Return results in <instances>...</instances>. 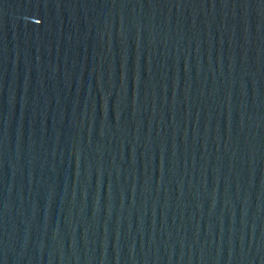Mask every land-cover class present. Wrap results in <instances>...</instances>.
<instances>
[{
    "label": "water",
    "instance_id": "water-1",
    "mask_svg": "<svg viewBox=\"0 0 264 264\" xmlns=\"http://www.w3.org/2000/svg\"><path fill=\"white\" fill-rule=\"evenodd\" d=\"M0 264H264V0H0Z\"/></svg>",
    "mask_w": 264,
    "mask_h": 264
}]
</instances>
